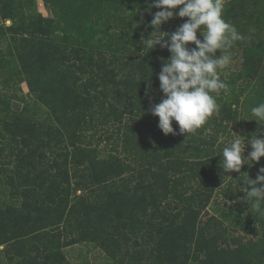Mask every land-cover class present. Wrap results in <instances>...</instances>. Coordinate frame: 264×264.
Segmentation results:
<instances>
[{"label": "trees", "instance_id": "obj_1", "mask_svg": "<svg viewBox=\"0 0 264 264\" xmlns=\"http://www.w3.org/2000/svg\"><path fill=\"white\" fill-rule=\"evenodd\" d=\"M150 2L49 0L46 17L35 0H0L6 264H73L65 249L81 243L113 264H264V211L241 191L264 157L240 173H225L222 157L237 134L245 150L251 136L264 137L251 112L264 103V0L224 3L223 18L244 39L220 70L227 89L212 93L219 115L188 134L174 121L177 135L163 134L148 111L163 97L158 74L170 57L140 42L153 31ZM216 204L222 212L204 215Z\"/></svg>", "mask_w": 264, "mask_h": 264}, {"label": "clouds", "instance_id": "obj_2", "mask_svg": "<svg viewBox=\"0 0 264 264\" xmlns=\"http://www.w3.org/2000/svg\"><path fill=\"white\" fill-rule=\"evenodd\" d=\"M224 6V0H151L148 3L147 11L152 15L149 26L153 31L140 42L144 48L153 50L160 46L170 53L167 60H162L158 74L163 97L148 109L159 118L158 127L165 135L178 134L174 121L179 134H188L195 133L213 115H219L220 106L212 93L218 95L227 89L220 70L232 63L233 43L244 39L236 27L223 18ZM153 8L159 10L153 13ZM177 16L187 19L171 33L160 31L164 23ZM198 31L203 39L198 38ZM190 44L195 47H189ZM150 89L149 84L146 95ZM251 112L255 121H264V103L253 107ZM248 143L252 150L247 156L245 137L241 135L237 134L223 148L225 173H240L243 165L259 163L264 157V137L251 136ZM243 184L241 191L248 204L251 202L258 212L264 211V166L258 169L255 179L247 174Z\"/></svg>", "mask_w": 264, "mask_h": 264}, {"label": "rangeland", "instance_id": "obj_3", "mask_svg": "<svg viewBox=\"0 0 264 264\" xmlns=\"http://www.w3.org/2000/svg\"><path fill=\"white\" fill-rule=\"evenodd\" d=\"M228 0H224V3ZM37 9L46 17L51 16V10L49 6V0H35ZM9 23V21H7ZM21 87L23 89V94L20 97H15L12 100V107L15 110L20 111L23 107V104L26 99V93L28 92V86L26 83H22ZM28 99V98H27ZM251 150H245V155L249 154ZM223 207L226 205L222 204ZM213 208L218 209L219 205L216 204L210 205L209 208L206 209L204 215L207 211H211ZM222 212V211H221ZM2 246H0V264H6L5 256L2 251ZM66 256L73 264H113L111 260H109L104 253L94 244L91 243H81L72 247H68L65 249Z\"/></svg>", "mask_w": 264, "mask_h": 264}]
</instances>
